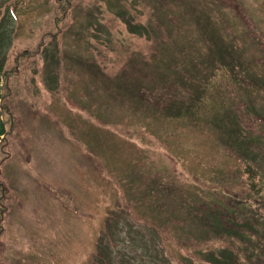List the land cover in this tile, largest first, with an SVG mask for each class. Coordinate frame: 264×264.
Wrapping results in <instances>:
<instances>
[{"label":"rangeland","instance_id":"1","mask_svg":"<svg viewBox=\"0 0 264 264\" xmlns=\"http://www.w3.org/2000/svg\"><path fill=\"white\" fill-rule=\"evenodd\" d=\"M149 1L0 0L6 103L15 118L0 150V264H207L225 243L196 242L205 231L189 214L191 200L220 213L229 199H264V0H158L182 19L167 27L172 43L162 54L184 60L176 70L186 75L190 62L204 59L203 24L260 77L255 85L247 70L236 77L217 69L208 116L190 124L159 114L154 96L186 95L153 56L158 42L128 28L150 24ZM238 8L254 37H245ZM166 78L152 100L143 96L149 80L156 87ZM223 113L237 119L240 141L257 140L252 158L243 146L227 155Z\"/></svg>","mask_w":264,"mask_h":264},{"label":"trees","instance_id":"2","mask_svg":"<svg viewBox=\"0 0 264 264\" xmlns=\"http://www.w3.org/2000/svg\"><path fill=\"white\" fill-rule=\"evenodd\" d=\"M162 5H164L163 1L158 2V0H151L146 3L145 8L147 12H150V24L146 27H141V30L138 26L128 23V28L130 32L136 35L142 33V35L151 40L152 44L158 42L156 45L157 47L152 51V53H154L153 56H157L158 64L169 65L171 67V70L166 73L169 74L170 77L176 78L174 90L178 93L183 92L186 95L184 99H182L181 96V101L176 97L165 100L163 97L154 96L155 99L158 98L156 100L158 105L160 107L163 106L164 108L159 114L165 116L164 119L167 121L166 123L186 121L190 124V120L191 123H193L195 118L208 116L207 114L210 107V103L208 102H211L213 97L206 95V92L207 90H212L209 80L210 77L214 76L215 72H217V69H224L227 74L232 76L236 75V77L237 75L244 76V74H246L244 72L247 70V73L254 81V84L258 85L260 77H257L253 71L248 69L249 62L246 58L241 56L242 52H237L233 44L230 43V40H226L225 36L219 34L218 31L217 33H214V27H212L211 31H208L204 25L203 33V24L200 25V32L204 46H206L208 50L204 59H201L199 62H190V67L187 68L186 75L183 73L181 66L176 70L175 67L183 65L182 62L184 60L176 59L171 55L172 59L170 57L169 59L171 60L167 62L166 56H163L162 54H168V48L165 44L167 42L172 43L170 41L172 35L167 27L169 25L181 27L182 19H177L165 13V10L167 9L171 10L173 13L175 11L174 6L169 5L163 8ZM157 10L159 14L162 13L163 18L161 16H159V19L157 18ZM238 14L241 16L240 21L242 25L246 30H249L248 33H245V37H254V28L251 26L252 22L250 21V18L240 8H238ZM180 42H183V39ZM180 42L175 41L174 44L176 45ZM4 45L5 39L2 37L0 38V150H4V148L8 146L9 135L13 132L15 121L13 113L6 103V98L12 93V91L10 90V85L8 83L11 77L7 78L11 71L6 70L7 54H4L6 52ZM229 45L232 46L231 50L228 48ZM148 59L150 60V58ZM152 62H154L153 66H156L155 60H152ZM200 63L202 65H207L200 67ZM4 77L7 78L6 82L3 81ZM155 81L158 83L159 87H155V82L149 80V84L154 85L151 87L152 90L149 89V85L148 93L143 95L151 100V97H153V94L151 93L154 89L155 91H157V89L163 91V88H165L163 85L170 84L168 83V78L165 80L155 79ZM227 114L228 113H223L219 116L220 124L218 122V125H221V138L223 140V145L226 147L225 150L227 155L229 156V153L232 152L234 146L236 149H238V146H243L245 147V149L242 150V152H244L243 155H248L245 154V152L249 150L251 155H249L248 158H252V154H257V140H253L250 143H243L240 141L241 132L231 126V123L237 125V119L231 114L230 117L227 116ZM252 118L253 120L254 118L255 120L258 119L257 121H259V118H256V116H253ZM238 120H240V118H238ZM6 159L7 157L3 158L0 161V165ZM4 196L5 187L1 182L0 176V240L4 231V220L7 210L3 204ZM182 204L185 205L188 203L182 201ZM226 204L229 207L228 210L226 212L219 210L220 213L214 212V209L212 208L211 212H209L207 209L208 205L202 203L198 209V204L195 200H191L189 204V206L192 205L191 208L195 207V210L190 209L189 214L197 221V227H201L202 230L205 231L203 235L199 237L197 236L196 242L199 245L207 243L208 241L225 243V246L218 252V254L212 253L207 255L208 258L206 263L264 264V199L255 198L252 201L250 198L245 200L234 198L229 199ZM206 215H210L209 217L211 218H207V221H204L203 218ZM216 217H221L219 222L215 220Z\"/></svg>","mask_w":264,"mask_h":264}]
</instances>
